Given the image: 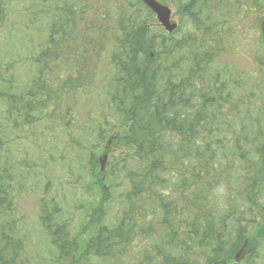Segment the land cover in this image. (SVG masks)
I'll return each instance as SVG.
<instances>
[{"label":"trees","instance_id":"obj_1","mask_svg":"<svg viewBox=\"0 0 264 264\" xmlns=\"http://www.w3.org/2000/svg\"><path fill=\"white\" fill-rule=\"evenodd\" d=\"M156 1L178 17L171 34L139 0H29L22 16L47 20L41 42L48 43L27 54L26 70L17 55L0 64L2 115L13 128L38 126L44 167V154L52 151L50 170L59 159L77 171L76 179L85 177L90 219L110 201L111 189L119 190L116 225L93 224L78 255L105 259L121 246L135 264H197L200 256L202 264H259L264 223L254 220L255 191L264 189V0ZM10 12L0 0L6 24ZM247 20L248 31L262 28L256 54L248 53L257 81L248 95L218 63L239 50L234 38ZM6 137L0 124V264H37L15 203L23 163ZM104 155L120 182L101 172ZM55 201L38 206L54 246L52 264L66 257L70 243ZM246 215L250 228L241 223Z\"/></svg>","mask_w":264,"mask_h":264},{"label":"rangeland","instance_id":"obj_2","mask_svg":"<svg viewBox=\"0 0 264 264\" xmlns=\"http://www.w3.org/2000/svg\"><path fill=\"white\" fill-rule=\"evenodd\" d=\"M3 1L9 3V11L11 12L7 24L4 18L0 16V64H10L12 62L11 55H17L16 62L27 61L26 64L23 63L25 65L24 70H26L28 61H30L26 57L28 56L27 54L31 55L39 47H42L41 50L44 49L48 43V40L44 43L49 31L48 26L45 25L47 20L42 16L36 19L32 16L29 18L22 16L26 14L30 4L29 0ZM19 10H21V14L18 15ZM31 19L33 20L29 21ZM173 19L178 22L177 16H174ZM248 23L249 21L247 20L245 25H241L245 27L237 28L238 31L244 33L234 38V43L239 50L235 51L233 49L230 54L219 56L220 59L218 60L219 64L225 65V67L228 66L227 69L231 73L229 77L238 80L239 91L247 95L250 94L251 88L257 84L252 75L255 72V65H252L248 53H251V57L256 54L255 48L259 47L256 41L261 36L264 19L261 23L263 25L262 28L255 31H248ZM38 29L41 30L40 36H38ZM41 39L44 41L41 42ZM103 61L105 60L103 59ZM101 71L102 67L100 68ZM100 75L103 76V73ZM31 78L32 76H28L25 79V83L29 85ZM2 112L3 108L0 106V124H5L6 127L7 148L13 157L23 163L20 172L24 179L18 182L22 189L21 194L16 197L15 203L19 215L23 218L20 230H23L29 242L30 252L28 253L34 257V261L37 264H52L55 260V257L52 258L51 255V250H53L54 246L51 245L49 232L44 230L45 228L42 226L40 219H38V206L40 202L44 204L50 199H56L55 202L60 204V214L57 222L64 224L65 234H68L70 240V243L64 248L66 257H62L58 264H135L134 255L129 253L125 255L121 246L112 251L109 256H105V259L96 256L92 252L88 255H78L79 250L83 249L84 242L94 232L93 227L95 225L93 224H103L110 229L116 225L117 215L121 211L118 198L119 190L112 188L111 191L113 193L110 196V201L106 202V205L100 211L96 210L92 219H90L89 214L92 210L90 201L93 197L89 188L85 185L87 181L85 177L76 179L77 171L75 169L70 170L71 167L59 159L54 162L50 170L47 165L52 163L49 157V153L52 151L44 154L45 161H47L44 167L41 163L42 160L39 159L38 161L37 159L43 149L40 139L42 136L37 133L38 126L32 127V129L27 126L23 127V125H19V128H13L11 119H8L6 113L2 115ZM106 130L109 131L108 129ZM32 135L37 138H33ZM58 143L59 141L56 142V144ZM55 157L58 158L56 155ZM73 158L75 160V157ZM24 168L26 171H24ZM104 171L107 172L111 179L121 181V179L113 177L114 173H110L108 161L105 162ZM47 179L51 181L48 187H46ZM257 194L259 197L257 202L260 208L257 209V217L254 221L264 223V189L261 191L257 189L255 195ZM249 219L250 216L247 217L246 215L241 222L242 225L250 228V222L253 220ZM139 239H136V242ZM258 255L259 264H264V250L259 251ZM197 264H202L201 256L197 259Z\"/></svg>","mask_w":264,"mask_h":264},{"label":"water","instance_id":"obj_3","mask_svg":"<svg viewBox=\"0 0 264 264\" xmlns=\"http://www.w3.org/2000/svg\"><path fill=\"white\" fill-rule=\"evenodd\" d=\"M148 9H150L156 16L159 26L171 33L176 25L171 19V10L155 0H140Z\"/></svg>","mask_w":264,"mask_h":264}]
</instances>
